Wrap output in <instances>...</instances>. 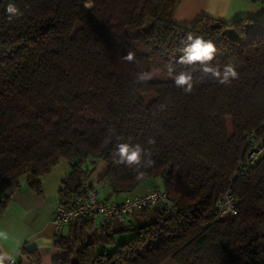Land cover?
Segmentation results:
<instances>
[{"label": "trees", "instance_id": "obj_1", "mask_svg": "<svg viewBox=\"0 0 264 264\" xmlns=\"http://www.w3.org/2000/svg\"><path fill=\"white\" fill-rule=\"evenodd\" d=\"M180 1L0 0V188L26 176L40 193V176L62 158L68 172L57 204H74L103 161L102 200L159 178L168 201L123 221L74 218L54 239L64 255L52 264H264V153L229 180L245 133L264 123V18L202 15L186 26L173 19ZM9 3L23 16L9 21ZM188 33L211 40L212 63L233 64L238 78H207L191 93L177 88L167 65L182 55ZM128 52L132 62L122 59ZM154 69L164 77L137 82V73ZM146 93L154 94L147 103ZM129 137L151 149L152 167L114 162L115 145ZM227 189L237 213L215 220V200ZM24 253L40 264L35 252Z\"/></svg>", "mask_w": 264, "mask_h": 264}, {"label": "crops", "instance_id": "obj_2", "mask_svg": "<svg viewBox=\"0 0 264 264\" xmlns=\"http://www.w3.org/2000/svg\"><path fill=\"white\" fill-rule=\"evenodd\" d=\"M208 15L213 18L231 22L239 17L253 19L264 18V3L258 0H181L173 14L175 22L191 25L198 17ZM108 170V165L98 161L93 174L92 183L96 185L100 195L105 191L99 189V180ZM68 172L67 161L60 158L47 173L40 176L41 192L37 193L26 183V176L12 186L11 194L0 205V231L7 233L6 240H0V250L22 261L23 264H35L24 251L35 252L40 264H52L53 260L64 255L54 246V239L67 231L66 225L58 230L53 223V213L58 203V190L61 181ZM159 181L148 178L139 183L131 193L145 194L158 190ZM127 194L110 196L111 202H121ZM98 219L99 216H97ZM127 235L117 237V241ZM47 241L48 243H45ZM24 250V251H23ZM159 264H177L166 258Z\"/></svg>", "mask_w": 264, "mask_h": 264}, {"label": "clouds", "instance_id": "obj_3", "mask_svg": "<svg viewBox=\"0 0 264 264\" xmlns=\"http://www.w3.org/2000/svg\"><path fill=\"white\" fill-rule=\"evenodd\" d=\"M85 6L91 7L90 4H86ZM6 13L8 14L9 21L23 16V11L15 3H9L7 5ZM182 44V55H180L174 63L170 62L167 65V72L168 75L172 77L175 86L177 88H182L185 93H191L194 83L202 82L207 78H211L221 85H229L232 80L238 78V72L233 64L227 63L221 68L212 63L216 56L217 49L211 40H206L202 36H194L192 33H188L182 41ZM122 59L127 62H132L134 60V53L128 52ZM177 65L185 66V70L177 72ZM197 71L201 73V76L199 80H194V73ZM151 79L152 74L150 72L142 71L137 73L136 76V80L139 83H144ZM110 131L113 130L110 129ZM117 140H123V137L117 136ZM147 143L149 145H154L155 140L150 138ZM113 156L115 158V163L123 164L136 170L150 168L154 164L151 158V149L139 143H131V137L128 138V142L117 143L115 145ZM228 212H232V214L235 215V210L230 200L226 202L223 214L227 215ZM7 238V233L0 231V240H6ZM45 243L48 242L45 241ZM0 264H15V261L12 255L0 250Z\"/></svg>", "mask_w": 264, "mask_h": 264}, {"label": "built area", "instance_id": "obj_4", "mask_svg": "<svg viewBox=\"0 0 264 264\" xmlns=\"http://www.w3.org/2000/svg\"><path fill=\"white\" fill-rule=\"evenodd\" d=\"M264 3V0H258ZM245 151L242 159L238 162L236 168L232 172L229 180L232 182L235 178L246 173V167L253 165L262 153H264V123L257 128H252L244 135ZM11 188H0V205L11 194ZM230 200L232 207L237 213L238 198L227 189L222 192L215 200L213 207V217L215 220L221 219L223 216L226 202ZM160 202L168 205L166 192L154 190L145 194L130 193L127 194L123 201L115 203L102 200L99 192L93 183H85L84 197L74 204L59 205L57 204L53 213V223L58 230L64 225L78 216H84L89 213H96L103 221L116 219L123 221L134 210L149 204ZM232 214V212H228ZM233 215V214H232ZM15 264H23L22 261L14 258Z\"/></svg>", "mask_w": 264, "mask_h": 264}, {"label": "rangeland", "instance_id": "obj_5", "mask_svg": "<svg viewBox=\"0 0 264 264\" xmlns=\"http://www.w3.org/2000/svg\"><path fill=\"white\" fill-rule=\"evenodd\" d=\"M148 23H149V19H147L145 21V27L148 26ZM151 74H152V79L153 80H155V79H162L164 77L163 74L159 70H157V69H154ZM153 97H154V94L153 93H146V94L143 95V99H144V101L146 103L148 101H150ZM157 180L159 181L158 183H159V187H160L161 186V181H160L159 178H157Z\"/></svg>", "mask_w": 264, "mask_h": 264}]
</instances>
